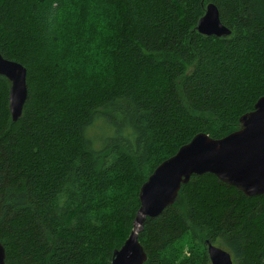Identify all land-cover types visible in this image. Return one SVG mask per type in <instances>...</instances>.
Wrapping results in <instances>:
<instances>
[{"label":"trees","instance_id":"1","mask_svg":"<svg viewBox=\"0 0 264 264\" xmlns=\"http://www.w3.org/2000/svg\"><path fill=\"white\" fill-rule=\"evenodd\" d=\"M209 1L229 34L196 30ZM0 53L27 72L15 120L0 74L5 264H111L155 166L264 93V0H0ZM138 239L143 264H211L205 239L264 264V193L193 173Z\"/></svg>","mask_w":264,"mask_h":264},{"label":"water","instance_id":"2","mask_svg":"<svg viewBox=\"0 0 264 264\" xmlns=\"http://www.w3.org/2000/svg\"><path fill=\"white\" fill-rule=\"evenodd\" d=\"M196 30L205 35L225 36L230 29L222 23L219 10L209 1L199 17ZM0 74L9 82L8 106L17 119L27 96L26 67L0 53ZM211 172L248 196L264 193V93L252 110L242 114L239 126L221 137L196 133L189 141L155 166L139 188L140 205L128 236L111 257V264H143L147 254L138 234L147 216L153 217L172 204L182 183L193 173ZM211 264H234L231 253L205 239ZM0 264H5V248L0 241Z\"/></svg>","mask_w":264,"mask_h":264},{"label":"rangeland","instance_id":"3","mask_svg":"<svg viewBox=\"0 0 264 264\" xmlns=\"http://www.w3.org/2000/svg\"><path fill=\"white\" fill-rule=\"evenodd\" d=\"M99 123H100V126H99ZM98 126H99L100 129L98 128ZM103 127H105V129L108 130V131H106V132H104V133H100V132H103V131H104L103 129L101 130V128H103ZM98 129H99V131H98L97 133H95V135H96L97 137L100 138V141H102L105 137H107V136L110 135V134H109V129H108V127H107V124H106L104 121H100V119H96V120L90 125V127H89V133L91 134V133L97 131ZM94 146H95V147H99V146L97 145V143H94Z\"/></svg>","mask_w":264,"mask_h":264}]
</instances>
